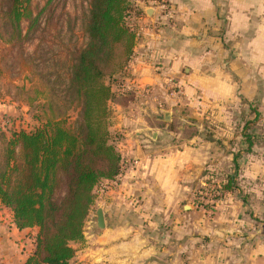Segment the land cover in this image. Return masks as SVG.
Masks as SVG:
<instances>
[{
	"label": "crops",
	"instance_id": "obj_1",
	"mask_svg": "<svg viewBox=\"0 0 264 264\" xmlns=\"http://www.w3.org/2000/svg\"><path fill=\"white\" fill-rule=\"evenodd\" d=\"M164 1L172 13L167 20L150 0H131L132 55L109 85L127 99L112 140L125 170L113 184L94 188L89 213L101 210L105 227L118 221L106 236L120 240L130 229V243L108 253L130 248V264H167L168 248L176 264L188 258L190 264H264V233L250 223L264 217V0ZM171 81L179 88L174 96L167 92ZM187 121L193 133L184 139ZM172 122L180 128L173 130ZM231 178L234 190L223 194L212 216L182 214L204 215L180 202ZM239 188L248 191L240 195ZM129 212L130 228L120 222ZM141 217L153 232L145 241L135 239L143 232ZM15 231H34L35 241V228ZM183 236L192 240L184 247L188 255Z\"/></svg>",
	"mask_w": 264,
	"mask_h": 264
},
{
	"label": "trees",
	"instance_id": "obj_2",
	"mask_svg": "<svg viewBox=\"0 0 264 264\" xmlns=\"http://www.w3.org/2000/svg\"><path fill=\"white\" fill-rule=\"evenodd\" d=\"M128 2L89 1L84 45L68 52L55 82L37 75L45 122L32 131L13 132L6 142L0 162V205L11 213L17 231L38 230L24 264H71L70 244L82 240L94 188L119 173L120 156L108 130L113 94L106 80L120 73L132 55L135 32L128 23ZM0 8V38L6 33L8 49H20L41 13L32 16L30 0H9ZM22 63L28 70L37 67L29 57ZM69 111L76 112L74 125L67 121ZM234 187L231 178L217 192L222 197Z\"/></svg>",
	"mask_w": 264,
	"mask_h": 264
},
{
	"label": "rangeland",
	"instance_id": "obj_3",
	"mask_svg": "<svg viewBox=\"0 0 264 264\" xmlns=\"http://www.w3.org/2000/svg\"><path fill=\"white\" fill-rule=\"evenodd\" d=\"M89 1L30 0L32 16L36 17L41 13L34 33L31 32L27 36L20 45V49L15 47L11 50L5 44V39L8 35L6 33L4 34V32L2 33L0 38V47L2 48L0 50V162L3 160L2 157L6 142L10 139L13 132L20 130L26 132L32 131L45 122L47 112L44 113L45 111L41 108L45 99L40 94L43 87H41L42 82L38 80L39 77L37 75L41 78L47 75L50 83L55 82L57 79L56 75L58 73L61 74V69L63 70L65 68V64L69 58L68 52L74 47L84 45L85 35L83 29L87 19ZM8 2L9 0H0V7ZM128 3L130 7L131 0ZM2 20H4V17L0 14V22ZM26 26L27 22H23L21 25L23 35L25 34ZM27 57L33 60V65H37V67H33L34 70L31 68L32 72L34 71L35 73L33 75L26 65L27 69L23 66V59H27ZM115 81L114 77H111L106 80V83L111 85ZM114 93L117 94L119 92L115 91ZM115 94L113 95L114 98L108 102V130L112 132V136L110 135L111 142H113L114 135H116L114 133H117L116 130L120 128V121L123 120L128 106L127 99L124 98L125 95L115 96ZM183 112L187 115L190 111L189 109H184ZM75 119L76 112L69 111L68 123L74 125ZM187 122L185 127H182V136L184 139L189 138L191 133H193L191 131L193 128L192 124L189 121ZM171 125L173 130L180 128V124L172 122ZM220 185L222 184H206L195 191L193 199L188 198L180 202V205L181 203H189L196 207L198 213L201 208L204 211V215L199 213L198 216H190V211L182 212V214L185 217H192V219L198 220L206 219L207 213L210 214L209 216H212L211 212H213L214 207L223 198L217 192ZM240 191V195H244L248 190L242 188ZM261 191L264 192V188ZM260 202L262 204L264 200ZM252 203L253 200L248 199V207L250 205L254 206ZM154 219L157 222V217H154ZM259 219H255L256 224H254V219H251L252 222L250 223L259 227L257 230L260 233H264V217ZM11 221L12 215L9 210L0 208V227H5L4 234H0V264H24L27 258L32 255L34 249V231L17 234L15 229L11 227ZM120 222H127L130 228V212L128 213V217ZM120 222L119 224H121ZM139 222H141L143 232L140 231L136 234L135 239L145 241L148 238L147 236H151L153 232L145 231L144 227L148 226V220L145 217H141ZM112 226H118L116 219L113 220L112 218L111 224H106L103 231H98L96 228V216L94 210H92L84 224L82 240L70 244L74 250V257L71 260V264H130V248L123 250V253H126L124 255H118L115 251L111 252L114 253L111 255L112 257L108 254L110 253L109 250L113 249L110 246L117 244L120 246L122 243H130V229L126 235L118 238L120 240L114 239L116 234L106 236L109 230L108 227L112 228ZM154 231H156L157 235L158 227L156 224ZM189 239L190 237L183 236V248L186 243L192 241ZM146 244L150 245L149 242ZM187 248L189 249V246ZM188 249L185 250L184 248L183 253L188 255V252H190ZM174 252L173 248H168L167 264H176L174 262ZM152 258L155 259L156 257H149L148 259ZM187 260H184V264H190Z\"/></svg>",
	"mask_w": 264,
	"mask_h": 264
},
{
	"label": "built area",
	"instance_id": "obj_4",
	"mask_svg": "<svg viewBox=\"0 0 264 264\" xmlns=\"http://www.w3.org/2000/svg\"><path fill=\"white\" fill-rule=\"evenodd\" d=\"M150 5L153 9H157L159 10V13L161 14L162 18L164 20L170 19L171 18V10L169 9L167 3L164 0H150ZM167 89H168V95L170 96H174L176 94V92L179 91V88L177 85H175L174 82H169L166 84ZM0 123H1V119H0ZM125 163H123L120 167H119V173L117 174V176L115 177V179L112 180V182H110L111 184L114 183V180H116L118 177L121 176L122 172L125 170L124 165ZM107 186H103V189H105Z\"/></svg>",
	"mask_w": 264,
	"mask_h": 264
},
{
	"label": "water",
	"instance_id": "obj_5",
	"mask_svg": "<svg viewBox=\"0 0 264 264\" xmlns=\"http://www.w3.org/2000/svg\"><path fill=\"white\" fill-rule=\"evenodd\" d=\"M146 11H144V13H146L148 15V11L150 12L152 9H145ZM169 117V114L166 113L164 115V119L165 121H168V118ZM188 207H185V209H187ZM104 227H105V224H104V218H103V215H102V211L101 210H98L96 212V228L98 231H103L104 230Z\"/></svg>",
	"mask_w": 264,
	"mask_h": 264
}]
</instances>
